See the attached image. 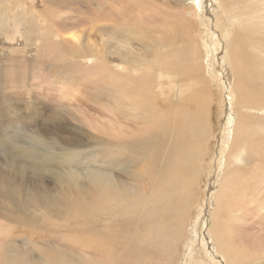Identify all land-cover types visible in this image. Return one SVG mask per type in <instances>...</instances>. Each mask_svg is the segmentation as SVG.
<instances>
[{"label":"bare ground","instance_id":"1","mask_svg":"<svg viewBox=\"0 0 264 264\" xmlns=\"http://www.w3.org/2000/svg\"><path fill=\"white\" fill-rule=\"evenodd\" d=\"M214 1L218 7L214 13L216 17L212 19L214 30L207 36L214 40L220 34V38L226 40L224 43L231 57L229 65L235 76L234 86L228 91L235 117L229 121V126L232 124L234 129L231 131L229 128L230 145L221 146L225 148L223 162L234 168L242 163L239 169H232L234 172L228 173L220 181L216 207L220 210L223 204L227 206L233 200L238 208L242 205L244 208L254 207L256 216L260 217L259 213H262L263 219L264 138L260 134L264 133V114L259 112H264V39L253 42L256 40L257 23L264 24V0H248V3L246 0ZM87 3H92V0H87ZM120 19H126L124 11H121ZM169 31L174 30L170 28ZM243 32L250 42V56L238 49V46L247 45ZM195 42L197 39L192 36L184 41L183 47L181 45L183 49L187 46L182 54L174 49L177 46H173L163 54H157L152 62L159 74L157 86L168 89L169 93L175 91L177 103L183 98L188 100L187 103L184 99V105L175 106L174 109L168 105V101L163 103L165 109L156 106L144 84L147 80L142 81L141 78L134 79L133 95L126 102L110 93L113 107L123 106L127 115L117 116L107 109L109 114L104 122L100 121L103 129L99 130L95 127L99 121L92 119L94 116L74 110L69 112L60 106L46 109L45 120L36 121L38 131L26 132L25 127L30 119L39 114L40 106H0V239L6 240L5 245L0 244V264H97L85 261L81 256L75 257V252L83 249L97 254L115 253L120 249L119 255H115L126 264H144L142 257H139L140 251L148 264L149 254H174V238L179 234L172 228L173 225L170 228L168 225L179 209L185 211L188 205L193 204L194 179L201 176V149L206 147V138L209 139L211 122L208 106L212 105H209L212 83L210 76L196 71L200 69L197 66L200 57L196 55L198 47ZM216 42L215 49L209 43L213 52L220 46V40ZM186 50L187 53L183 55ZM254 50L260 53L256 54ZM90 55L94 54H87L86 59ZM243 59L250 65V73L241 69ZM58 67L62 66L58 63ZM182 73L186 74L181 77ZM169 75H173L170 76L172 79H169ZM246 76L256 81L261 78L263 83L259 82L254 88L248 86L250 81ZM61 79L57 76L54 82L61 86L62 91L69 84ZM160 96L166 99L168 92L161 90ZM195 103L198 106H189ZM65 111L71 119L69 127L62 120ZM80 115L81 120L83 117L88 119L89 132L72 123H79ZM115 116L121 120L118 124ZM128 117H135L134 123L124 128V120L131 121ZM19 131L26 133L20 135ZM93 143L92 149L86 147ZM260 143L261 147L258 146ZM37 147L41 150L36 151ZM251 157L253 159L247 163ZM195 160L198 162L195 163ZM79 165L83 166V172L79 170ZM115 171L118 172L116 175ZM118 177L124 179L120 181ZM41 207L42 212L39 210ZM242 213L237 214V219L245 222L247 217ZM165 217L166 222L163 223ZM220 225L213 232L219 240L218 251L225 256L228 264H242L241 255L237 254L238 251L232 253V249H237L228 243L225 228ZM263 226L258 227L259 232L264 230ZM18 239L21 244H18L20 241L16 243ZM60 239L71 244H63ZM46 244L62 248L67 254H58V249L51 246L58 255L46 254V257L34 251L38 247L33 249ZM29 250L33 251L30 254L32 257L27 253H30ZM100 263L103 262L100 260ZM109 264L114 262L109 261Z\"/></svg>","mask_w":264,"mask_h":264},{"label":"rangeland","instance_id":"2","mask_svg":"<svg viewBox=\"0 0 264 264\" xmlns=\"http://www.w3.org/2000/svg\"><path fill=\"white\" fill-rule=\"evenodd\" d=\"M93 2L94 4H92ZM248 2L246 0V3ZM92 3L88 4L87 0H0V106H40L41 111L36 118L30 119L25 127L26 132L38 131L36 121L45 120L43 116L49 109L60 108V106L69 112L74 110L79 111V113H87L88 116H94L92 119L99 121L98 125L95 126L99 130L103 129L101 122H104L109 112H114L117 116L120 114L126 117L125 115H127L123 106L113 107L110 93L113 92L112 94L120 96L126 102L133 95L132 83L134 79L141 78L142 81L147 80L146 83H143L147 86L148 92L151 93L150 96L153 97L152 100L156 106L165 109L163 103L168 101V105L174 109L175 106L184 105L183 102L185 101L188 103V100L183 98L182 104L180 101L177 103L178 98L175 91H172L171 94L168 89H161L157 86L159 74L152 62L156 60L157 54H163L164 51L170 50L173 46H177L178 48L174 49L182 54V50L187 49V46L183 49L181 45L183 47L184 41L193 36L197 39L195 42L198 47L196 55L198 58L200 57L198 63L200 62L199 65H201L199 67L197 63L198 69H200L196 71L210 76L212 83V97L209 98V105H212L208 106L211 121L209 139L206 138V147L201 149L202 171L200 172L201 176L199 175L196 180L194 179L193 204L188 205L185 211L179 209L173 216L174 220L170 221L168 225L169 228L173 225L172 228L176 229V233L179 234V237L174 238L175 252L172 256H169L168 252L154 254L155 256L149 254V263L228 264L225 256L218 251L220 249L219 240L213 234L216 230L215 227L217 228V225L222 224L220 226L225 228L227 233L225 237H227L228 243L232 248L237 249H232V253L238 251L237 254L241 255L242 264H264V230L258 231V227L264 225V218H261L262 213H259L260 217H258L254 207L248 206L246 209L242 205L238 208L237 203L233 200H231L233 203L230 202L227 206L223 204L222 207L225 206V209L221 210L222 207H220L221 212L217 209V202H215L222 178L242 166V163L237 162L238 166L234 168L231 164L228 166L223 162L225 148L221 146L223 144L230 145L231 131L234 129L232 124L229 126V121L231 122L235 117L228 91L234 86L235 76L232 66H230L231 57L228 55L227 45L224 43L226 40L220 38L221 36L218 34L219 37L217 35L218 39H216L220 40L219 48L214 52L209 48V43L212 44V48L217 44L215 38L214 40L209 38V41L207 36L214 30L213 20L216 17L214 13L217 12V2L214 0H92ZM100 4L102 5L100 6ZM89 5L91 7H88ZM109 7L112 9L108 10ZM99 8L101 10H98ZM121 11L126 13L125 20L120 19ZM225 16L228 17L229 15ZM221 17L223 19L222 15ZM257 26L260 28L257 27L256 40L253 44L264 39V32L261 33L264 24L260 22L257 23ZM170 28H173L174 31H169ZM243 34L246 36L247 45L238 46V49L244 54L249 53L246 55L250 56L251 48L248 47L250 42L247 40V34L245 32ZM254 52L257 54L258 51L254 50ZM186 53L187 50L183 55ZM87 54L94 55H90L87 60L85 57ZM58 63L62 66L61 68L58 67ZM242 64L240 65L241 69L250 73L252 69H249L250 65L246 60L243 59ZM150 66L152 68H149ZM102 74L104 77L100 76ZM185 74L182 73L181 77ZM57 76L69 84L67 88L63 87L62 91L61 86L54 82ZM170 76L173 75L168 76L169 79H172ZM246 77L251 82L248 86H253V88L257 84L263 83L261 78H259L260 81H256ZM248 79L245 78L244 80L248 81ZM163 87H166V84H163ZM161 90L164 93L168 92V98H161ZM211 94L209 95L211 96ZM191 105L198 106V103L189 106ZM249 113L251 114V112ZM259 113L264 114V112ZM83 118L82 120L80 118L79 123L75 121L72 123L74 122L75 126L84 128L83 130L89 132L88 130L91 129L87 124L88 119ZM115 119L116 124L121 121L116 116ZM128 119L131 121H123L125 123L124 128L133 124L135 117H128ZM62 120L66 121L68 127L70 126L71 119L67 116V111L63 114ZM25 131L21 133H26ZM21 133L19 131L20 135H22ZM260 137L264 138V133H261ZM10 141L13 140L10 139ZM93 145L94 143L86 147L92 149ZM260 145L261 143L258 144L259 147H261ZM35 149L36 151L41 150L38 147ZM252 159L251 157L247 163H250ZM197 162L198 160H195V163ZM79 170L84 171L82 165H79ZM133 171L139 172V170ZM117 173L115 171L114 175ZM118 178L120 181L124 179V177ZM235 203L237 208H235ZM41 209L43 211V207L39 209L40 212H42ZM227 209L230 210L231 214H228ZM39 210L35 209L36 212ZM241 213L244 214L245 218L247 217L245 222L237 219V214ZM212 218H215L214 222L217 224H214L215 227ZM165 222L166 217L163 219V223ZM226 226L230 227L228 229L231 233L230 236ZM253 228L255 229L253 230ZM179 239L181 241L178 242ZM62 240L65 241V239L59 241L63 243ZM18 241L20 240L18 239L16 243ZM5 242V239H0L1 245H5ZM21 243V241L18 242V244ZM63 244L68 243L64 242ZM70 244L69 242L68 245ZM40 246L33 247V249L40 248L34 250L37 251L36 253L43 256L57 254L56 250L53 249L56 246L51 245L53 248L48 244ZM43 246H45V251H43ZM24 248L22 249L24 250ZM48 249L50 250L48 251ZM55 249H58V254H62L64 251L62 248L56 247ZM27 253L29 257H32L30 254L33 251ZM119 253L120 249L109 254L107 252L88 253L83 249L79 253L75 252V257L81 256L83 260L98 262L97 264H109V261H113L114 264L117 262L126 264L116 256ZM48 256L46 255V257ZM139 257H142L144 264H148L141 251ZM98 259L103 263H100ZM250 261L253 262L250 263Z\"/></svg>","mask_w":264,"mask_h":264}]
</instances>
